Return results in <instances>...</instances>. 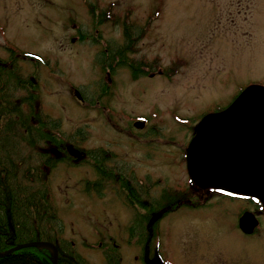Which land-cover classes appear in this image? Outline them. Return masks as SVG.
Listing matches in <instances>:
<instances>
[{"label": "rangeland", "instance_id": "1", "mask_svg": "<svg viewBox=\"0 0 264 264\" xmlns=\"http://www.w3.org/2000/svg\"><path fill=\"white\" fill-rule=\"evenodd\" d=\"M119 45L141 62L137 79L116 66L108 49ZM10 50L30 79L37 115L61 123L65 149L101 153L117 177L103 178L99 195L95 161L83 150L68 148L76 163L61 161L49 173L43 164L63 237L76 251L95 264L111 251L118 264H264V218L253 233L238 226L244 209L256 210L253 198L216 197L192 183L186 163L201 118L247 85H264V0H0L7 66ZM121 176L136 193L132 205ZM150 210L157 215L140 242V226L128 227Z\"/></svg>", "mask_w": 264, "mask_h": 264}, {"label": "trees", "instance_id": "2", "mask_svg": "<svg viewBox=\"0 0 264 264\" xmlns=\"http://www.w3.org/2000/svg\"><path fill=\"white\" fill-rule=\"evenodd\" d=\"M126 21L122 22L123 27ZM124 32L126 33V29ZM108 50L118 55L116 66L130 69L132 79H137L134 69H139L140 66L136 65L135 53L131 57H125L122 45L117 46L115 50L109 47ZM10 52L11 62L8 66L0 61V251H6L15 246L14 244L44 240L51 241L57 246L59 264H95L76 251L68 238L63 237L59 209L54 202L48 174L44 176L42 170L43 164L49 173L61 161L76 163L68 148L64 149L63 145L66 144L67 139L59 130L61 123L48 115H37L35 95L30 87L28 88L30 79L22 76L16 64V53L13 50ZM122 60L126 63L124 64ZM137 62L141 64L139 60ZM146 74V71H141L139 76ZM22 90L26 93L22 94ZM81 135L80 131L77 132L78 137ZM41 143L52 146L57 151L61 150L60 152L64 150L65 157L57 156L56 151H51L52 148L46 151L47 148L40 146ZM92 159L95 161L93 166L99 176V181L93 182V186L100 195L104 182L101 180L107 178L106 180L110 182L117 177L110 178L114 171L104 166L101 153L91 151ZM117 181L119 187L127 191L125 201L128 205H132L136 199L132 196L133 193L136 194L135 191L131 190L123 176ZM122 181L125 183H121ZM88 190H90L89 184L85 191ZM165 191L163 190L162 194ZM176 194L178 193L174 191L168 195ZM170 204H174L172 199L167 201L166 205ZM155 215L157 213L152 210L148 211V217L142 224L143 218L139 220L135 214L128 227L129 232L133 231L134 225H139L140 242H142L141 234L146 238L150 232V229L145 230V224L150 227ZM116 256L119 257L117 254ZM116 256L111 251L105 257L106 264H118ZM0 264H53L52 252L48 248L26 247L0 258Z\"/></svg>", "mask_w": 264, "mask_h": 264}, {"label": "water", "instance_id": "3", "mask_svg": "<svg viewBox=\"0 0 264 264\" xmlns=\"http://www.w3.org/2000/svg\"><path fill=\"white\" fill-rule=\"evenodd\" d=\"M75 92L80 99L78 91ZM134 125L142 128L144 122L136 121ZM194 136L186 149L187 170L193 183L203 189L255 197L264 209V200L259 197V194L264 197V85L249 84L228 107L204 115ZM74 149H70L73 154L80 153ZM243 216L250 217L251 223L240 225L245 232H251L257 222L249 215ZM29 246L54 248L49 242L32 241L13 249ZM54 253L57 255L56 250Z\"/></svg>", "mask_w": 264, "mask_h": 264}, {"label": "flooded vegetation", "instance_id": "4", "mask_svg": "<svg viewBox=\"0 0 264 264\" xmlns=\"http://www.w3.org/2000/svg\"><path fill=\"white\" fill-rule=\"evenodd\" d=\"M80 100H82V97L80 98ZM136 121H144V120H142V119H134V121H133V125H134V123L136 122ZM135 126V125H134ZM67 145H64V149H65V147H66ZM75 149H77L76 147H74ZM67 150V149H66ZM65 150V151H66ZM78 150V149H77ZM61 151V150H60ZM60 151H58V155L57 156H59L60 158H63V157H65V153H64V151L62 150V152H60ZM79 151V150H78ZM84 152H85V154H86V159L87 160H89V161H91V152H89V151H87V150H83ZM83 151H82V149H80V151L79 152H82L83 153ZM72 158V157H71ZM132 190V189H131ZM209 192L210 191H213V192H217V194H215L216 195V197H226V198H228V199H235L236 197H240V198H243V197H246V198H249V199H251L252 197H249V196H242V195H237V194H232V193H229V192H226V191H223V190H214V189H207ZM251 203L252 204H254V208L256 209L254 212L253 211H250V210H248V209H244L242 212L243 213H248V212H250L251 214H252V220L255 222V220H256V222H257V226L260 224V216H262L263 218H264V210L263 209H261V208H259V202L257 201V200H255L254 198L253 199H251ZM240 213V215L239 216H242V214L243 213ZM240 219V218H239ZM239 226V225H238ZM256 226V225H255ZM256 226V227H257ZM256 227H254L253 229H252V231L251 232H247L248 234L249 233H253L254 232V230H255V228ZM239 228H240V226H239ZM240 230L242 231V229L240 228ZM243 232V231H242ZM246 234V233H245ZM247 235V234H246ZM149 238V237H148ZM144 248H146V246H144ZM149 264H160V263H158V262H154L153 263V260H151V261H149L148 262ZM162 264V263H161Z\"/></svg>", "mask_w": 264, "mask_h": 264}, {"label": "bare ground", "instance_id": "5", "mask_svg": "<svg viewBox=\"0 0 264 264\" xmlns=\"http://www.w3.org/2000/svg\"><path fill=\"white\" fill-rule=\"evenodd\" d=\"M230 136V135H229ZM228 136V137H229ZM195 138V136H193L192 137V139H194ZM198 139H199V137H197ZM188 146H189V144H188ZM192 148H193V146H192ZM72 153V152H71ZM73 154V153H72ZM202 153H200L199 155H201ZM73 155H75V154H73ZM189 155V154H188ZM77 160H78V158H76ZM193 159H194V157H193ZM189 163L191 164V162H192V157L191 158H189ZM197 161H198V158H197ZM195 164H196V162H195ZM259 197L261 198V200H264V197L261 195V194H259ZM244 214H246V215H249V216H251L252 217V214L250 213V212H248V213H243L242 214V216L240 217V219H239V226H240V228L242 229V231L243 232H245V230H244V228H242L241 227V225H240V223L243 225V226H245V225H247V223H251L250 222V217H248V218H246V219H244ZM15 246H13V247H11L10 249H8V250H6V251H8L7 252V254H6V251H0V253L1 254H3V255H1L0 256V258H2V257H5V256H8V255H10L11 253H13L14 251H18V250H20V249H22V248H20V249H13ZM29 247H34V246H29ZM23 248H26V247H23ZM35 248H38V247H35ZM43 248H48L51 252H52V261H53V264H59V260H58V258H57V256H58V254H59V250H58V248H57V246L55 245L54 246V248H50L49 246H47V247H40V248H38V249H43ZM54 250H56L57 251V255H55V253H54ZM4 253L6 254V255H4Z\"/></svg>", "mask_w": 264, "mask_h": 264}]
</instances>
